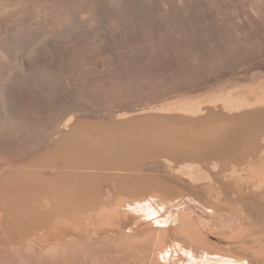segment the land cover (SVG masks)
<instances>
[{
  "label": "bare ground",
  "instance_id": "6f19581e",
  "mask_svg": "<svg viewBox=\"0 0 264 264\" xmlns=\"http://www.w3.org/2000/svg\"><path fill=\"white\" fill-rule=\"evenodd\" d=\"M222 24L233 32L225 30L228 53L204 57L202 43L221 49L211 26ZM257 24L264 0H0V134H36L41 151L26 164L2 161L0 264H264L262 71L150 101L151 84L134 68L169 52L189 53L198 69L222 63L264 43L251 37ZM79 38L105 52L107 94L123 108L110 110L108 123L70 112L44 127L19 115L11 91L64 83L34 65L65 45L71 65L81 64ZM236 125H251L250 142H231Z\"/></svg>",
  "mask_w": 264,
  "mask_h": 264
},
{
  "label": "rangeland",
  "instance_id": "374dc122",
  "mask_svg": "<svg viewBox=\"0 0 264 264\" xmlns=\"http://www.w3.org/2000/svg\"><path fill=\"white\" fill-rule=\"evenodd\" d=\"M236 5H239L240 6V4H236ZM223 26L226 27V28H223ZM227 26H228L227 24H225V25L222 24V25L219 26V27H221L220 29L218 28V26H213V27L211 26V28H213V30L211 29L212 31H214V29H215L214 33L216 35L214 34L215 36L214 35L213 36H214V39L216 41H218V48L221 47V49L219 48L216 51L214 48H212L210 46H207V45H209V44H207V42L202 43L204 48H202L200 46V49L202 48L201 49V53L203 55H205L204 57H206V58H217V57L220 56L221 53L222 54L225 53V52L228 53V49H227V45H226L227 44V40H225V39L228 38V39L231 40L232 39L231 34L233 32H231L232 31V28L231 27L229 28V26L227 28ZM257 26H258V24L256 25V27L254 26V31L253 32L251 31L252 32V33H250V34H252L251 37H255V39H256V36L258 37V36H261L262 35L261 37L264 38V36H263L264 35V27L261 26V25H259L258 27ZM225 30H229V32L231 34L228 31H225ZM218 33H219V35H218ZM212 34H213V32H212ZM218 36H219V38H218ZM226 36H230V37H226ZM222 37H223V40L224 41L222 40ZM83 40H84V38H79L78 41H80V42L78 44V41H77V44H76V46L78 47V50H81V48H82V50L79 51V52H81L82 54L84 53L86 55L85 56L83 54L84 57L81 56L82 57L81 58V64H79L80 63V60H78V62L77 61L74 62V65L76 64L75 66L74 65H71V61H69V60L73 56V48H72V46H69V45H65L64 47H60L59 46L60 48H56V50H54L57 53L56 54L54 52L56 54V57L54 56V59H53L54 61H51L52 58L50 59L48 57L47 58L44 57V58H46V59H48L50 61H48L46 59L43 60L44 59V58L42 59V56L43 55L40 56V59H38V62L39 63H37V65L41 63V60H43V62L41 63L40 66H36L35 62H32L31 61L33 63L32 65L35 64L34 66L36 68H39L40 71H41L42 68H44L45 70H49L50 73L52 74V76L54 78H56L57 76H60L61 75L60 76V77H62L61 80L63 79L62 81H64V83L61 82L62 83L61 84L60 81H59V84H57L56 81H57L58 78H56V81H55V79H52L53 77L50 75L49 76L50 77L49 79H52L53 82L55 81L56 84L55 83H54L55 85L53 83L52 84L46 83V84L53 86V87L51 86L52 91H51L50 86L46 89V86L47 85H45V82H40L37 85H34L33 87H30L29 90H28L29 86L28 87H25L24 89L26 90V88H27L28 91L27 90L24 91V89H23L22 90L23 92L20 91L19 93L17 92V90L18 89L21 90L23 87L18 88V89L16 88L17 90L13 88L14 90H12L11 92H14V94H10V96L13 95V98H12V96H11V98H12V100L14 99L15 101L14 100L13 101L16 102V104L18 105L16 107L15 106L14 107L17 108V109L20 108L19 110H16L17 112H19V115H21L23 117L24 116L25 117L27 116V118L28 119L31 118V121H33L34 123H38L39 125L44 126V127L49 126V125H51L53 123H59V121L63 117H66L67 116L66 115L67 113L70 114V112H73V113H77L78 112V113H81V114L82 113H84V114H90V115L95 116V118H92V120L97 121V120H100V119L102 120L103 119V122L107 121L105 123H108L109 111L112 110V109L118 110V109L123 108V105H121L117 100L114 101L112 99L113 97H109V95L107 94V90L110 89V88H113V87H112V80H111V76H112V73H111L112 71L110 69L111 66H110V63H109L108 59L105 58L106 57L105 52L103 50H101V49H99V51H96V50H98V48H95L94 49L91 46L89 47L86 44L85 40H84V42H83ZM223 42H225L226 44L223 43ZM219 43L220 44L222 43L221 44L222 46ZM223 44H225V46H223ZM254 44L256 46L255 45L253 46L255 48L252 49V51L250 49L249 51H246L245 52L242 48H240L238 51H234L232 53L230 52L229 53V56L226 57L227 59L224 60V61H222V63L219 62V61H217L216 64L214 63L215 65L213 64V66H212V64H210L211 66H209L207 63H205L199 69L196 68L192 64L191 59L188 56L189 53H187V52H186L187 54L186 53L180 54V56H178V55L175 56V54L172 53V52H169L167 54L166 53H156V54H153L154 61L152 60L151 65H150V63H148V64L146 63L145 64V62L144 63H141V65H140V62H139L137 64V66H134V68L136 70H137V68H141V69H138V71L139 70L140 71L143 70L142 72H140L141 73L140 75H141V79L143 78L142 79L143 81L146 78L148 79V81L146 80V82H144V83H147L146 86H148L149 83L151 84V86H148V88L150 87L149 89H152V91H153L152 93L154 95L152 94L153 97L151 96V98H153V99H151V100L148 99L150 101L164 100L166 98H171L172 96L175 97L178 94H180L179 91H181V94H184L185 95V94H188L189 93V95H191V93H193L192 91H195L197 89L198 90L200 89V91H201V89H202V91L205 89V91H206L207 88L208 89L209 88L212 89L213 85H214L213 88H215V87H217L216 86L217 84H219V85H220V83L221 84H226V82H228V80H230V79H232L231 81H233L234 79L236 80L237 77H235V76H238V79L239 78L240 79L241 78L243 79L244 76L249 75V72L251 74L254 73V75L256 77H260V76H262V74L264 75V72H263L264 71V56H262V55H264V52L262 51V50H264L263 49L264 48L263 47L264 46V43H262V44H258L257 43L256 44L254 42ZM78 45H80V46H78ZM216 45H217V42H216ZM86 47L91 48V49H89L88 53H85L88 50V48L86 49ZM206 47H208L209 49L206 48ZM253 47H251V48H253ZM258 48H260V49H258ZM212 50H214L215 52H213ZM256 51H257V53H256ZM94 52H95V54H94ZM252 52H254V53L252 54ZM260 52H263V53H261L262 55H260ZM148 53L149 52L147 50H145L144 53H143V55L144 56H146V55L148 56L149 55ZM216 53H218V56H217ZM247 53H249V54L251 53V55H249ZM172 54H174V56ZM211 54H212V57H211ZM214 54L217 57H213V56H215ZM230 54H232V55H230ZM64 55H65V57H63ZM101 55H102V57H101ZM256 55H257V57H256ZM171 56H173V58ZM99 57H101V58H99ZM180 57H181V59L178 60V58H180ZM184 58L185 59L188 58V59L185 60ZM105 59H107V60H105ZM189 59H190V61H189L190 64L188 62ZM83 60H85V61H83ZM34 61L37 62V60H34ZM44 61H46V62H44ZM105 61H107V62H105ZM176 61H177V63H176ZM179 61H180L181 64L179 63ZM182 61H184L187 64H184V62H182ZM89 62L91 64H89ZM218 64H219V66H218ZM146 65H148V66H146ZM208 66H209V71H208ZM216 66H218V67H216ZM231 66H232V68H231ZM206 67H207V69H206ZM211 67L214 68V69H212V72H211V69H210ZM79 68H81L82 70L79 69ZM218 68H220V69H218ZM75 69H76V71H75ZM84 69H85V71H84ZM245 69H246V72H248V74L245 72ZM77 70H79V71H77ZM87 70H88V72H86ZM95 70H96V72H95ZM92 71L95 72L96 74L95 73H92ZM109 71H111V72H109ZM146 71H148V72H146ZM53 72H56L55 73L56 77L54 76V73ZM260 72H261V75L259 76ZM45 73H47V72H45ZM97 73H99V74H97ZM107 73H109V74H107ZM243 73H245V74H243ZM256 73H258V74L256 75ZM87 74H88V76H87ZM143 74H145L147 76L146 77L144 75L145 76V79L143 77ZM48 75H49V73H48ZM248 77L251 80L252 76L249 75ZM248 77L244 78V80H247ZM59 80H60V78H59ZM193 80H195V81H193ZM190 81H192V84H194L196 81H198L197 82L198 85H196L197 83H195L194 84L196 86L195 87L194 85L191 84ZM247 81H249V80H247ZM210 83L213 84V85H210ZM208 84H209V86H207ZM191 85H192V87H191ZM44 88H45V90H44ZM48 90H50V92ZM177 90H179V91H177ZM37 91H39V92H37ZM42 91H46L47 94L45 92H42ZM24 92H27V94L24 93ZM43 94H46V95H44L46 98L43 96ZM150 95H151V93H150ZM150 95H149V98H150ZM84 98H85V100H84ZM144 99H146V98H144ZM81 101H83V103L87 101L88 103L86 102V104L85 103L82 104ZM14 102H12V104H14ZM19 103H20V106H19ZM105 117H107V118H105ZM105 119H107V120H105ZM248 126H250V127H248ZM248 126H238V125H236L235 127L237 129L235 127H233V129L231 130L232 131L231 137H233L231 139V142H234V141L235 142H245V141L246 142H250L248 136H249V133L251 131V125H248ZM238 127H240V128L238 129ZM14 134H16V133H14ZM14 134H9V136L7 134H0V137H1L0 138V143H1L0 144V146H1L0 147V151H1V153L2 152L4 153V150H5V152L9 150L10 153L13 154V155H11V154H9L7 152L4 153V154L3 153L0 154V163H2V164H0V166H1L0 169L3 168L2 166H6L7 167V165H10V164L11 165H15V164L21 165L23 163L26 164L25 163L26 161H27V163L30 162L32 159H34L35 157H37L35 155L41 153V151H39L40 149L38 147L40 145L38 143L39 141L36 139V136H35L36 134H34L33 136H31L32 134H25V133H23L25 137H27V136L29 137V138L28 137L27 138L24 137L25 140L27 139L28 141L25 142V140H23L24 141L23 142L22 139H24V138L22 136V133H17L16 135L21 134V136H22L21 138L18 137L19 138L18 141H20V142L22 141L21 142L22 145L20 144V142L18 143L17 136L16 135L14 136ZM12 136L14 138H12ZM34 136H35V138H33ZM8 137L11 138V139H13V140L10 139V142L11 143L9 142V140L8 141L6 140ZM31 137H32L33 140L31 139ZM55 137H56V135H50V140L51 141L49 140L48 142H53L52 139L55 138ZM2 138L3 139L5 138L4 139L5 140L4 142H3ZM241 138H242V141H240ZM105 140H107V141H105ZM29 141L31 142V144H32V142H34L33 145L34 144L35 145L33 146V145L28 144ZM44 142H47V141H44ZM103 142H111V141L108 140V139H104ZM9 143L11 144V146H10ZM5 144H7L6 146L8 148L5 146ZM36 144L38 146H36ZM28 146L29 147L31 146L32 149L31 148L29 149ZM5 147H6V149H4ZM11 147H13V148H11ZM18 147H20V148L17 149ZM33 147H35V148H33ZM1 148H3V151H2ZM16 149H17V151L18 150L19 151L17 152ZM22 149H24V151L27 150V149L28 150L25 153ZM29 150H31L32 152L29 151ZM37 150H38V152H37ZM5 156H7L6 157L7 159L5 158ZM2 157H3V159H2ZM10 158H12V159H10ZM8 159H10L9 160L10 161L9 163H8ZM15 160H17V161L15 162ZM2 161L3 162H6L7 161V165H5V163H3ZM3 169H2V171H3ZM218 236H220V235L217 234V233H213V236H212V234H210L211 239H213V241H215V242H219V241L222 240V237L220 236L221 238L220 237L218 238Z\"/></svg>",
  "mask_w": 264,
  "mask_h": 264
}]
</instances>
